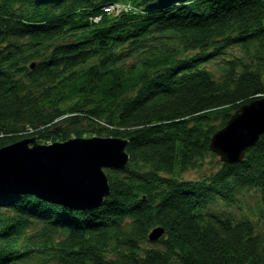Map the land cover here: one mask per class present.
<instances>
[{"label": "trees", "instance_id": "16d2710c", "mask_svg": "<svg viewBox=\"0 0 264 264\" xmlns=\"http://www.w3.org/2000/svg\"><path fill=\"white\" fill-rule=\"evenodd\" d=\"M117 2L0 0V148L81 138L85 123L126 140L129 158L105 171L110 192L95 210L0 196V264H264V233L216 211L254 192L264 219V134L240 163L181 178L213 157L209 139L228 113L264 98V0L151 13L134 2L140 11L110 19L104 10ZM159 227V247L143 248Z\"/></svg>", "mask_w": 264, "mask_h": 264}, {"label": "water", "instance_id": "95a60500", "mask_svg": "<svg viewBox=\"0 0 264 264\" xmlns=\"http://www.w3.org/2000/svg\"><path fill=\"white\" fill-rule=\"evenodd\" d=\"M68 0H33L35 8L58 6ZM139 0L142 11L151 13L183 4L187 0ZM33 67V66H31ZM264 134V99L241 105L216 131L209 150L222 164L240 163L246 151ZM128 142L118 138H70L39 144L24 139L0 148V196L26 195L71 211L101 207L110 189L106 170L124 169L129 161ZM165 235L153 229L148 241Z\"/></svg>", "mask_w": 264, "mask_h": 264}, {"label": "rangeland", "instance_id": "374dc122", "mask_svg": "<svg viewBox=\"0 0 264 264\" xmlns=\"http://www.w3.org/2000/svg\"><path fill=\"white\" fill-rule=\"evenodd\" d=\"M138 1L139 0H121V2L114 3L113 5H110L109 7H107V9L104 10V13L110 19L111 18L112 19L113 18H120L121 16H124V15H130L131 13H133L132 11H136V8H138V10L140 11L139 6L137 7L136 4L134 3V2H138ZM153 1H150L149 3H152ZM139 4H141V3H139ZM142 9H144V7L141 5V10ZM142 12L145 13L144 11H142ZM97 21H99V19L94 20V23H97ZM228 52L232 55H238V56L240 55L236 50H232V51L228 50L227 53ZM194 54H196V53L195 52H189V53L185 54V58L191 57ZM218 62H219V59H210L204 65V68H206L210 72V74L212 75V77L216 81H218L220 78V74L216 71L217 67L219 66V65H217ZM257 99H261V98H257ZM234 112L235 111L228 113V115H227L228 119L230 116H232L234 114ZM64 127H66V126H64ZM82 127H83V130H88V133H86L85 136L81 137V138L87 139L90 137H97V136L92 135L91 128L90 127L87 128L85 123L82 124ZM221 128H219V129H221ZM210 139H209V144H210ZM58 142H60V141H58ZM211 154L213 155V157L212 156L205 157L201 162V166L196 170L189 171V172L185 173L181 177L182 180H184L186 182L199 181V180H202V179L208 177L209 175L217 172L220 169V167L222 166V163L220 162L219 157L214 155L212 152H211ZM257 200H258L257 194L254 192H251V193H249V195L245 196V198L243 200H240L239 204L237 206L232 207L231 209H228V210L223 208V207H219L218 209H216V211L222 212L223 214L230 216V218L234 219V220H240L242 218H247L249 221H251L252 223H254L257 226L256 231L258 233H264V219L260 220L258 215H257ZM154 229H156V228H154ZM35 236H37V233L34 234V237ZM54 237H59V236L54 235ZM157 247H159V246H157L156 244H153V243L143 245V248H145V249H156ZM31 264H46V262H41L40 259L36 258L34 261L31 262Z\"/></svg>", "mask_w": 264, "mask_h": 264}]
</instances>
